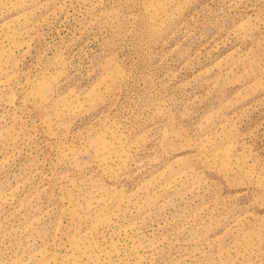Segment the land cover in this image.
Wrapping results in <instances>:
<instances>
[{
    "label": "rangeland",
    "instance_id": "obj_1",
    "mask_svg": "<svg viewBox=\"0 0 264 264\" xmlns=\"http://www.w3.org/2000/svg\"><path fill=\"white\" fill-rule=\"evenodd\" d=\"M0 264H264V0H0Z\"/></svg>",
    "mask_w": 264,
    "mask_h": 264
}]
</instances>
